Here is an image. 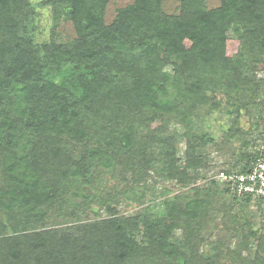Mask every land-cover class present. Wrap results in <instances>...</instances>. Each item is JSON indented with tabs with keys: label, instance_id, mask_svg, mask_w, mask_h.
<instances>
[{
	"label": "trees",
	"instance_id": "trees-1",
	"mask_svg": "<svg viewBox=\"0 0 264 264\" xmlns=\"http://www.w3.org/2000/svg\"><path fill=\"white\" fill-rule=\"evenodd\" d=\"M109 1L40 2L52 26L38 43L31 1L0 0V264H264V234L249 221L238 224L234 250L216 242L200 251L220 199L232 218L254 203L214 179L207 190L196 185L215 139L192 123L202 109L264 106L255 74L264 70V0H218L212 9L211 0H180L176 14L163 0H132L107 23ZM61 21L72 38L58 40ZM250 136L219 170H248L264 124ZM96 165L130 173L134 184L155 172L187 191L164 216H119L105 199L107 218L75 222L67 194L79 195L73 188L90 184ZM52 208L71 222L49 227Z\"/></svg>",
	"mask_w": 264,
	"mask_h": 264
},
{
	"label": "rangeland",
	"instance_id": "rangeland-1",
	"mask_svg": "<svg viewBox=\"0 0 264 264\" xmlns=\"http://www.w3.org/2000/svg\"><path fill=\"white\" fill-rule=\"evenodd\" d=\"M30 1L37 8L35 22L36 42L43 43L48 41L50 37L52 26L51 14L48 8L38 7V4L45 0ZM131 3L132 0H110L105 11L106 22L109 23L113 19L116 10ZM179 3L180 0H163V11L166 14H176L178 13ZM218 5V0H211L207 3L209 9L218 7ZM56 33L59 41H64L74 36L71 24L65 21L59 23ZM230 36L234 38L232 34ZM256 71L255 74L258 78H264L262 65H259ZM261 98L262 100L264 99V93L261 94ZM260 117L263 119L262 121ZM192 123L196 130L208 133L215 139V143L209 145L204 150L208 157L210 168L202 171L196 183L202 190H207L208 180L215 176L219 169L224 168V166L231 164L235 160L242 142L250 140L252 132L253 134H256L257 130L258 133L261 132V126L264 124V106H250L247 112L242 110L239 115L234 112H228L224 107H220L212 112L202 109L197 112L195 118L192 119ZM255 123L256 126L258 125V128H255ZM171 129H173V126H171ZM177 132L182 133V128H177ZM179 144L178 155L182 156L184 144H181V142ZM94 169L95 172L99 170L96 175L93 173V179H90V184L77 183V187L73 188L79 195H73L71 192L67 194V198L72 204L70 205V210L76 216L74 220L77 218L75 222H90L107 218L108 213L102 206L105 199L111 204L112 201L115 203V209L119 216L131 218L144 213L164 216L166 214L167 202L176 197L178 193L187 191V188L161 179L155 172L150 174L146 182L134 184L130 173L121 174L119 170L102 169L97 165ZM81 195L85 196L88 200H83ZM224 201L222 199L218 201L216 207L221 208V211L213 215L215 217L214 221L206 225L201 233V237L204 240V243L199 246L201 252H209V249L216 242L221 245L220 250L224 253L237 248V239L240 238V234L237 235L235 230L238 224L243 223L242 221H249L253 229L260 230L264 234V218L259 216L260 213L254 204H250L245 208L243 213L235 209L232 215L237 214V216L232 218L231 216H224L222 214L224 212L222 203L227 204L228 202L227 200ZM81 202L85 203L86 208L80 204ZM73 204L81 205L80 210ZM66 207L69 208V205ZM60 215L59 217L55 208L48 210L45 215L46 221L49 223L48 226L52 227L65 223L63 220H66L68 223L71 222V218H65L62 214ZM0 219L4 223H7V215L1 214ZM234 234L238 238L232 237ZM174 236L179 240L183 237V233L181 230H177L174 232ZM242 256H246V252H243Z\"/></svg>",
	"mask_w": 264,
	"mask_h": 264
},
{
	"label": "built area",
	"instance_id": "built-area-1",
	"mask_svg": "<svg viewBox=\"0 0 264 264\" xmlns=\"http://www.w3.org/2000/svg\"><path fill=\"white\" fill-rule=\"evenodd\" d=\"M257 158L244 173H225L218 170L211 179L230 190V196L242 199L249 197L264 213V140L256 147Z\"/></svg>",
	"mask_w": 264,
	"mask_h": 264
}]
</instances>
